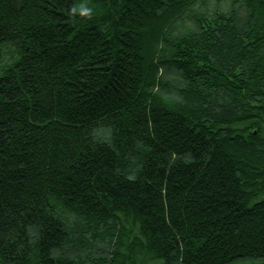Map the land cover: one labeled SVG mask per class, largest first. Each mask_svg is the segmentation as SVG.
<instances>
[{"label": "trees", "instance_id": "1", "mask_svg": "<svg viewBox=\"0 0 264 264\" xmlns=\"http://www.w3.org/2000/svg\"><path fill=\"white\" fill-rule=\"evenodd\" d=\"M0 264H264V0H0Z\"/></svg>", "mask_w": 264, "mask_h": 264}]
</instances>
